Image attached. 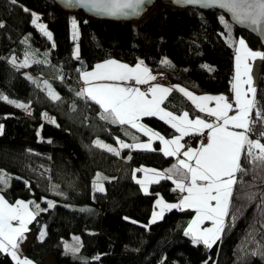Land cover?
Returning <instances> with one entry per match:
<instances>
[{
  "label": "trees",
  "instance_id": "16d2710c",
  "mask_svg": "<svg viewBox=\"0 0 264 264\" xmlns=\"http://www.w3.org/2000/svg\"><path fill=\"white\" fill-rule=\"evenodd\" d=\"M34 11L53 32L54 41L32 23ZM72 19L87 31L78 40V58L70 36ZM0 24V96L7 98L0 99V173L7 180V185L0 183V194L9 204L34 202V212L36 204L47 208L28 225L35 237L22 260L32 264H44L48 257L55 264H264V164L250 163L251 158L242 153L245 171L236 174L221 238L211 248L194 244L192 236L185 235L194 210L171 209L150 223L157 197L167 201L182 197L174 190V180L161 179L150 184L147 192L137 183L142 173L137 169L152 167L168 175L176 157L165 155L160 140H151L138 128L102 119L99 104L77 96L81 73L110 59L131 66L143 61L172 84L199 94L228 91L235 56L234 44L228 40L243 37L264 53L259 39L237 28L223 11L168 0H156L141 17L127 20L70 10L57 0H0ZM26 52L28 65L21 66ZM164 59L170 65L162 64ZM260 68L255 103L264 112V59ZM50 91L60 99L53 100ZM163 105L173 112L200 115L177 92ZM141 123L163 137L177 136L157 116L143 117ZM262 132L264 124L256 123L248 135L264 142ZM203 137L191 134L186 139L194 146ZM97 140L113 148L118 140L129 145L151 141V147L122 148L116 155L96 146ZM94 181L104 191L95 190ZM48 201L54 207L48 208ZM42 231L46 234L41 240ZM72 235L81 238L75 254L66 252L63 244ZM0 264L18 262L10 253L0 252Z\"/></svg>",
  "mask_w": 264,
  "mask_h": 264
},
{
  "label": "snow or ice",
  "instance_id": "6c2138e0",
  "mask_svg": "<svg viewBox=\"0 0 264 264\" xmlns=\"http://www.w3.org/2000/svg\"><path fill=\"white\" fill-rule=\"evenodd\" d=\"M12 2L15 3L16 0H12ZM77 2L87 4L98 12L112 16L139 15L141 7L145 4V0H77ZM183 2L194 4L200 3L201 0H183ZM203 2L219 3L222 7L231 10L237 19L249 21L254 25H260L262 20H264V0H203ZM24 11L27 12L29 10L25 8ZM32 16V23L37 25L51 39V33L45 30V26L37 24L39 17L35 13H32ZM0 26L3 25L0 24ZM75 27L76 22L73 20V28ZM239 45L240 48L237 50L238 55L236 57L235 83L233 84L235 115L230 116L228 114L233 109V104L229 103L227 97L224 95L196 97L185 89H180L194 103H197L200 111H206L210 116L215 117L219 121L215 124L207 123L199 117L191 120L188 118V113H184L182 117H177L171 112L165 111L160 105L170 92V89L161 85H153L147 92H142L137 87H123L119 83H93L94 81L124 82L135 80L137 84H148L149 81L155 80L156 77L151 75L147 67H141L143 61L138 62L135 67L116 60H106L103 63L96 64L93 71L81 73V78L89 86L77 92V96L91 99L100 105L102 119L120 125L129 124L133 128H138L146 135L155 136L161 140L165 145L163 151L168 156H175L180 152V149L183 147L180 144V140L190 132L200 133L203 129L209 130L207 143L202 144L199 149L189 148L183 153L186 159L179 160L178 165L173 166V169L179 171L181 176L180 179L173 181L176 185V189L174 190H179L181 193H186V195H183L178 203L172 204L164 203L162 198L157 199L156 204L160 206V211H154L152 220L150 221V223H154L157 219L162 218L165 210L176 208L181 210L185 208L194 209L196 215L190 222L185 235L192 236L194 244L203 243L208 248H211L221 238V234L225 230V217L229 215L233 186L237 183L236 174L245 171L241 167L242 153L251 158L250 163L259 162L264 164V143H261L259 138L251 140L248 135V133L252 132L253 126L256 123L264 124V112L256 108L254 99L255 89L251 87L250 67L246 62L248 57L264 59V53L248 50L243 39L239 40ZM241 50H243V56L239 54ZM28 56L29 53L26 52V58L21 66L28 65ZM76 56L78 58V49ZM11 62L13 64L16 63L15 57L12 58ZM242 62L243 71H241ZM161 63L170 65V61L167 59L162 60ZM242 77H244L243 80ZM28 78L31 79V77ZM242 83L249 87L246 90L242 89ZM249 93L253 94L252 98H249ZM149 94H151L150 99ZM49 95L53 100L60 99L54 92L50 91ZM0 99L7 100L3 96H0ZM208 101H215L216 106L214 108L207 107ZM8 102L16 104L17 107H27V105L16 103L15 101L9 100ZM253 110H255V120L252 119ZM157 115L161 119L167 118V122L180 133V136L172 140H165L159 133H155L138 123L140 117ZM2 128L3 126L0 125V134H2ZM232 128L242 129L243 131H233L231 130ZM260 136L264 138V132ZM94 144L119 155L116 149L99 140L94 141ZM120 147L150 149L151 144L129 145L120 141ZM173 169H169L167 172L172 173ZM141 170L145 171V173L148 171L154 173V177H146L145 181H137V183L145 185V192H147L146 183L158 182L159 179L173 180V175L171 174L165 176L154 169H137V171ZM0 183L7 185V180L4 178L3 173H0ZM93 185L95 190L104 191L103 187L96 181L93 182ZM56 188L57 186L53 185V190ZM57 194L62 195V193ZM32 203L34 202L17 200L15 205H10L0 195V252H10L12 258L17 260L18 264H32V261L27 258L21 260L16 250L19 246V241L25 238L24 233L28 231L27 225L41 211H47V209H41L39 204L35 205V212L29 211L28 205ZM47 203L48 208L54 207L53 202L48 201ZM13 220L19 221L18 225L13 226ZM205 220L211 221L212 227L201 229L200 225ZM45 234L42 231L38 238L42 240ZM74 239L78 240L79 238ZM65 247L66 251H70L73 254L79 251L78 248H71L67 244ZM255 254L253 253V255Z\"/></svg>",
  "mask_w": 264,
  "mask_h": 264
},
{
  "label": "crops",
  "instance_id": "0c3cea01",
  "mask_svg": "<svg viewBox=\"0 0 264 264\" xmlns=\"http://www.w3.org/2000/svg\"><path fill=\"white\" fill-rule=\"evenodd\" d=\"M43 25V24H42ZM45 26V25H44ZM37 27V26H36ZM46 27V26H45ZM37 29L38 30H40L38 27H37ZM41 31V30H40ZM41 32H43V31H41ZM240 39H243L244 41H245V45H246V47H247V49L248 50H250V51H253V52H262L261 50H259V49H254V48H252L250 45H249V43H248V41L245 39V38H243V37H235L234 39H233V42H231V43H233L234 44V47H235V56H234V71H235V73H234V75H233V79H232V83H231V89H230V92H227V91H224V92H221V93H203V94H199V93H196V92H194V91H192V90H190V89H187V88H185V87H183V86H179V85H174V84H172L171 82H169V80L167 81V78L164 76V75H162V74H158V73H154V72H152L145 64H142L141 65V67L143 68V67H147L149 70H150V73H151V75H153V76H155L156 77V79L155 80H152V81H149V83L148 84H151L152 86L153 85H161V86H163V87H166V88H169L170 89V92L167 94V96H166V98L172 93V92H177V93H179L181 96H183L191 105H192V107H194L195 108V110H197L198 112H200V115H198V116H190L189 114H188V118L189 119H191V120H194V119H196V118H200V119H203V120H205L207 123H212V124H215V123H218L219 121H217L216 120V118L215 117H213V116H210L206 111L205 112H202V111H200V109L197 107V103H194L193 102V100L191 99V98H189V96H187L186 94H185V92H181L180 91V89L182 88V89H185L187 92H190V93H192L194 96H196V97H200V96H205V95H211V96H219V95H224L225 97H227V100L229 99V96L230 95H233L234 96V98H235V92H234V90H233V84L235 83V76H236V63H237V61H236V57H237V55H238V49L240 48V45H239V40ZM241 56H243V50H241V52L239 53ZM110 60H115V59H110ZM116 61H118V60H116ZM261 61H262V58H259V57H257V58H252V57H248L247 58V63L249 64V67H250V75H251V77L255 74V69H256V67H258V70H257V73L259 74V76H260V66H261ZM119 62H121V61H119ZM101 63H103V62H101ZM123 63V62H122ZM126 64V63H125ZM128 65V64H127ZM129 66H131V65H129ZM136 66V64L135 65H133V66H131V67H135ZM94 69H92V70H90V71H93ZM241 71H243V62L241 63ZM259 76H258V79H259ZM82 81H84L82 78H80ZM244 79V77H242V80ZM256 79L257 78H252V85H251V87H253L254 89H256L255 87H256V84H255V82H256ZM258 79H257V82H258ZM256 82V83H257ZM85 83V82H84ZM93 83H119L121 86H123V87H137V88H139L140 89V91H142V92H147L148 90L147 89H145V85L146 84H137L136 82L135 83H133L132 82V80H129V81H124V82H119V81H117V82H112V81H94ZM89 85H84V88H86V87H88ZM255 86V87H254ZM241 87H242V89H244V90H246L249 86L248 85H246V84H241ZM83 88V89H84ZM253 97V94L252 93H249V98H252ZM151 98V94H149V99ZM165 98V99H166ZM165 99L163 100V102L161 103V105H160V107L161 108H163L165 111H167V112H171L174 116H177V117H182L183 116V114L184 113H188L187 111H183V112H181V113H177V112H173L172 110H170V109H168V108H166L163 104H164V101H165ZM254 99H255V93H254ZM229 102V101H228ZM230 103V102H229ZM216 106V102L215 101H208L207 102V107H209V108H214ZM235 112H236V109H235V105H233V109L231 110V111H229V115L231 116V115H235ZM143 117H146V116H143ZM143 117H140V119H139V121H138V123L139 124H141V125H144V126H146L145 124H143V123H141V119L143 118ZM157 117L158 118H160V116L159 115H157ZM161 119V118H160ZM162 120H164L165 122H167V118L166 119H162ZM168 123V122H167ZM168 124H170V123H168ZM171 125V124H170ZM172 126V125H171ZM147 127V126H146ZM147 128H149V127H147ZM150 129V128H149ZM175 129V128H174ZM152 130V129H151ZM176 130V129H175ZM231 130H233V131H243L242 129H236V128H232ZM153 132H155L154 130H152ZM177 131V130H176ZM208 129H203L202 130V132H200V133H189L188 135H186V136H184L181 140H180V144L181 145H183V147L180 149V152L177 154V155H175V156H173V157H176V163H175V165H178V161L179 160H184V159H186V157H184L183 156V153L185 152V151H187L189 148H192V149H199V148H201V146H199V145H194V146H186L185 145V139H186V137L187 136H189V135H191V134H199L200 135V137L201 136H204L203 138H207V134H208ZM144 133V132H143ZM155 133H157V132H155ZM145 134V133H144ZM160 135V134H159ZM151 140H159V139H157L155 136H149V135H147ZM160 136H162V135H160ZM177 136H180V133L177 131ZM177 136H175V137H177ZM163 137V136H162ZM175 137H173V138H166V137H163L165 140H172V139H174ZM250 138V137H249ZM160 142H161V146H162V150H164V148H165V145L163 144V142L160 140ZM123 143H125V142H123ZM149 143L151 144V141H149ZM117 144L118 145H120V141L118 140L117 141ZM125 144H127V143H125ZM140 144H142V143H140ZM172 147H174V146H172ZM118 152H120V151H118ZM142 169H148V170H157L158 172H161V173H163L165 176L167 175L165 172H164V170H160V169H156V168H152V167H142ZM173 169V168H172ZM182 171V170H181ZM141 181H145L146 180V177H149V178H151V177H154V173L153 172H151V171H148L147 173H145V171H143V170H141ZM171 175H173V180H176V179H180L181 178V176H180V172L179 171H176L175 169H173V172L172 173H170ZM139 178V179H140ZM159 180H161V179H159ZM152 183H155V182H150V183H146V187L148 188V186L150 185V184H152ZM144 187H145V185H143ZM176 186V185H175ZM1 195V194H0ZM183 195H186V193H182V196ZM160 198H162V200H163V202L164 203H168V204H172V203H178L179 202V200L182 198V197H180V199L179 200H177V201H167V200H165L163 197H161V196H159V197H157V199H160ZM157 199H156V201H157ZM25 202H27V201H25ZM10 205H15V204H10ZM28 207H29V211H32V212H34V210H33V207L29 204L28 205ZM177 209H179V208H177ZM185 209H187V208H185ZM191 210H194V209H191ZM154 211H156V212H159L160 211V206H158L157 204L155 205V209H154ZM153 211V212H154ZM169 210H165L164 211V214L165 213H167ZM195 211V210H194ZM163 214V215H164ZM195 215H196V213H195ZM195 215H194V217H195ZM193 217V218H194ZM192 218V219H193ZM225 219H226V217H225ZM157 220H159V219H157ZM156 220V221H157ZM192 221V220H191ZM190 221V222H191ZM18 223H19V221H16V220H13L12 221V224H13V226H16V225H18ZM190 224V223H189ZM29 225V224H28ZM28 225H27V228H28ZM189 226V225H188ZM209 227H212V222L211 221H208V220H205L201 225H200V228L201 229H203V228H209ZM34 236L31 238V240L29 241V243L32 241V239H34V237H35V233H33L32 231H30ZM24 235L27 237L28 236V233H24ZM29 244H27V242H26V246H28ZM23 249V248H22ZM25 249V248H24ZM23 249V250H24ZM49 258V257H48ZM47 258V259H48ZM45 264V263H44Z\"/></svg>",
  "mask_w": 264,
  "mask_h": 264
},
{
  "label": "water",
  "instance_id": "95a60500",
  "mask_svg": "<svg viewBox=\"0 0 264 264\" xmlns=\"http://www.w3.org/2000/svg\"><path fill=\"white\" fill-rule=\"evenodd\" d=\"M60 4H62L64 7L70 9V10H82L88 14L100 17V18H109L114 20H127V19H135L141 17L147 10L148 7L152 6L156 0H145V4L141 7V11L139 15H130V16H123V15H108L102 12H98L94 9H92L87 4H81L78 3L77 0H57ZM172 2L173 4L179 5V6H192L195 8H201V9H217L220 11H223L227 16L229 17V20L232 24H234L237 28L247 31L257 39H259L264 44V20H262L260 25H254L246 20H240L237 19L236 15L229 10L228 8L222 7L219 3H206L201 0L200 3H194L189 4L183 2V0H168Z\"/></svg>",
  "mask_w": 264,
  "mask_h": 264
},
{
  "label": "rangeland",
  "instance_id": "374dc122",
  "mask_svg": "<svg viewBox=\"0 0 264 264\" xmlns=\"http://www.w3.org/2000/svg\"><path fill=\"white\" fill-rule=\"evenodd\" d=\"M33 13H35L38 17H39V13L34 11ZM73 20H75L76 22V27L73 28ZM37 24H43L42 22H40L39 20L37 21ZM37 26V25H36ZM40 29V28H39ZM45 30L49 33H51V39L54 41V36H53V32L49 29H46ZM87 33L86 29H84L83 27H81L78 23V21L76 19H72L71 22H70V36L72 38V40L75 41V55H76V52H77V49H78V52H79V46H78V40L79 38H81L82 36H84L85 34ZM230 43H231V39L228 40ZM263 53V52H262ZM263 60V59H262ZM262 63V61H261ZM257 70H258V67H256L255 69V74L251 77V78H257L258 79V76H259V72L257 73ZM259 71V70H258ZM257 79H256V82H257ZM255 82V84L257 85V83ZM255 87V86H254ZM256 88V87H255ZM18 103V102H16ZM24 110H28L29 107L27 106L26 108H23ZM2 132H3V128H2ZM251 140H256V139H251ZM103 142L104 144H107V145H111L107 142H104V141H101ZM261 143H264V142H261ZM117 151H120L122 148L120 147V145H118L116 148ZM254 151H258V150H254ZM4 174V173H3ZM4 178H6V175L4 174ZM140 181H141V178H140ZM103 187V186H102ZM104 189V188H103ZM31 205V204H30ZM40 206V205H39ZM35 207V206H34ZM41 209H47L46 207L44 208L43 206H40ZM35 211H36V208H35ZM25 233H28V236L26 237L24 235V239L19 241V246L17 248V255L19 256V258L22 260V258L24 257V251L26 250L27 246H26V242L27 244H29V241L31 240V238L34 236L29 230L26 231ZM74 238H79L78 240L74 239ZM64 248L66 250V247L65 245L67 244L68 246H70L71 248H78L80 249L81 248V238L79 235H72L70 238H67V239H64ZM24 250H23V249ZM68 252V251H66ZM10 253V252H9ZM11 255V254H10ZM15 260V259H14ZM17 261V260H15ZM45 264H55V260L52 258V257H49L48 259H46V261L44 262Z\"/></svg>",
  "mask_w": 264,
  "mask_h": 264
},
{
  "label": "built area",
  "instance_id": "2783aa9c",
  "mask_svg": "<svg viewBox=\"0 0 264 264\" xmlns=\"http://www.w3.org/2000/svg\"><path fill=\"white\" fill-rule=\"evenodd\" d=\"M232 73L234 74L235 71L233 70ZM167 81H168V78H167ZM132 82L135 83V80H132ZM84 85H85L84 81L81 80L78 84L79 89L82 90L84 88ZM151 86H152L151 84H146L144 87H145V89L148 90ZM227 92H230V90H228ZM228 101L230 103H232L233 105H235V98L233 95L229 96ZM184 142H185L186 146H192L193 145V141L191 139H186ZM206 143H207V138H201L199 140V146H202V144H206Z\"/></svg>",
  "mask_w": 264,
  "mask_h": 264
}]
</instances>
